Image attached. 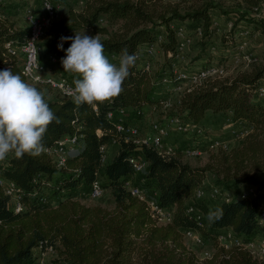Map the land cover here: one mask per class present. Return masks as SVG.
Returning a JSON list of instances; mask_svg holds the SVG:
<instances>
[{"label":"trees","instance_id":"1","mask_svg":"<svg viewBox=\"0 0 264 264\" xmlns=\"http://www.w3.org/2000/svg\"><path fill=\"white\" fill-rule=\"evenodd\" d=\"M160 1L88 0L82 12L68 8L66 15L55 23L58 41L51 43L39 59L43 62L49 54L70 47L71 41L62 42L63 35H59L69 25L106 34L101 39L104 55L108 60L110 55L116 56L118 63L123 48L127 47L130 54L136 53L152 43L157 34H162L158 46L170 53L166 63V70H170L175 61L176 43L170 25L178 27L188 21L193 33L200 32L198 58H203L207 65L211 58L206 47L214 33L208 11L217 5L211 0H194L196 6L177 10ZM234 1L247 11L264 6V0ZM235 13L233 25L244 20L251 31L264 33L262 18ZM9 17L0 7V71L12 68L14 73H19L25 82L44 94L49 107L61 119V123L54 121L48 126L42 140L45 148L71 135H80V147L68 154L60 166L45 152L38 157L26 154L21 159L9 153L0 162V177L13 183L22 205L19 211H14L9 197L0 188V264H33L36 248H50L55 253V264H264V257H253L241 246L223 248L216 242V235L222 229L231 230L243 241L254 237L255 231L264 234L256 220L264 186V97L255 93L257 82L264 78V70L207 83L179 97L177 114L172 116L182 121L203 124L201 121L208 113L221 115L223 119L229 116L248 129L235 144L225 150L216 149L220 155L211 154V162L190 166L181 161L183 148H173L168 156L161 157L150 146L124 140L116 131L113 118L107 117L108 112L115 113L120 108L158 107L160 99L154 94L165 69L151 74L136 61L118 96L98 106L81 105L77 110L73 99L45 85L31 84L22 76L20 59L7 51L5 43L18 46L27 29L15 27ZM102 21L120 23L119 31L108 33ZM233 39L229 33L221 36L222 45L234 46ZM61 43L63 47L58 48ZM75 78L78 77L69 73L70 81ZM109 143H114L116 150L102 164L100 147ZM132 155L141 157L145 163L137 174L128 162ZM98 171L102 175V189L110 192L109 207L80 201L88 195ZM208 173L214 176L212 186L220 189L233 186L238 191L227 201L196 199L194 193L198 188L211 187L203 184ZM128 180L143 194L150 191L149 198L170 211L168 222L158 224L151 218L145 202L127 190ZM245 186H252L254 195L241 197L239 194ZM45 193L49 201L39 202L38 195ZM213 200L217 204L209 206ZM188 206L200 214L199 220L195 214L186 213ZM218 207L223 209L222 219L209 223L207 213ZM186 230H193L202 240L210 241L209 256L200 259L186 246Z\"/></svg>","mask_w":264,"mask_h":264},{"label":"built area","instance_id":"2","mask_svg":"<svg viewBox=\"0 0 264 264\" xmlns=\"http://www.w3.org/2000/svg\"><path fill=\"white\" fill-rule=\"evenodd\" d=\"M3 0H0V5ZM31 2L32 0H27ZM41 1V9L43 11L42 16H38L27 10L24 15L25 23H26V35L23 41L16 47L11 46L10 42L5 43V47L8 52L13 54L15 57L20 59V73L22 76L31 84L36 85H45L59 93V95L73 99L68 94V89L74 87V84L69 79H66L63 76H54L52 74L47 73L48 65H61V60L65 57V53L63 56L58 57L57 53L49 54L43 62L39 59V46L38 41L43 36L45 30L51 25L53 19L56 17V8L51 0H40ZM170 28L173 29L176 43H175V61L171 64L170 70L165 71L159 77V84L161 87L166 90L179 91L181 85L184 82H188L191 86L190 88H186V92L192 89V86H195L200 81V77H204L207 75H215V68L211 67L210 63L207 65H203L204 67L197 66L195 70L196 72H191L193 70L183 68L181 65H178V58H180L183 47L185 45L183 27L174 25H170ZM200 35L199 30L196 32ZM247 31L243 30L241 34H246ZM60 35V34H59ZM162 34H157L152 43L148 44L140 48L135 54L138 56L137 61L144 70L148 71L149 63L147 58H150L158 48V45L162 41ZM213 50V47L210 48ZM66 52V51H65ZM244 55V54H243ZM242 55V56H243ZM166 56H170V53H166ZM244 59H247V56H243ZM109 58H116L113 55H110ZM177 63V64H176ZM193 69V68H192ZM255 93L259 97H264V78L260 79L255 88ZM171 106V100L169 97H164L159 101L158 107L151 106V110L154 109H166ZM144 105L138 108H120L115 113L108 112L107 117L113 118L115 129L118 133H120L124 140H129L135 144H144L150 146L154 149L158 155L161 157L168 156L172 149L169 147H165L163 145V141L165 136L167 135V127H171L172 130L178 133L191 134L193 139L197 138L199 134L202 133L200 125L198 123L191 124L187 121H182L176 116H172L169 118L167 125L162 124L161 122L153 121L150 123L148 129L141 134L139 128L129 122L128 116L139 118L142 114ZM224 126L229 127V133L233 136V138L239 139L243 137L247 133V128L245 126L234 128L232 127V120L229 116L224 118L223 122ZM167 126V127H166ZM227 129V128H226ZM80 139V135H71L65 136L58 140H56L51 146L45 148V153L51 156L55 162L56 166H60L63 163L64 158L73 152L76 149V143ZM228 144L223 139H210L204 145V150H200L198 146L189 145L184 148L182 154L186 157H195L201 153V151H215V149L225 150ZM103 148L100 147L101 152V161L103 160ZM128 162L133 169L134 174H137L142 171L145 166L144 161L139 156H129ZM125 186L129 193L133 196H136L138 199L143 200L147 206V209L150 212V216L154 221L158 224H164L170 219V211L166 208L160 207L155 203V200L149 198H145L143 192L139 189V187L132 185L129 180L125 182ZM0 188L3 193L9 197V202L14 211H19L22 208L21 203L18 200L19 192L14 188L13 183L5 178L0 177ZM102 192L101 183L97 180H93L89 186L88 190V198L94 199L97 198ZM254 188L252 186L243 187L240 192V196H252L254 195ZM202 194V195H201ZM194 197L196 199L202 197H208L211 199H219L223 201H227L229 196L226 193L216 186H211L207 190H203L201 187L198 188ZM38 201L41 203H46L49 201L47 194L38 195ZM186 213L195 214V219H200V214L195 213L192 206H188L186 209ZM257 223L261 230L264 232V210L259 209L256 217ZM191 239L195 245H202V238L193 230H186L184 232V238ZM216 242L219 246L223 248H228L231 246H241L245 248L253 257L262 258L264 257V234L259 235L257 237H252L248 240L243 241L240 237L236 236L229 229H222L216 235ZM36 250V251H35ZM51 249L45 248L44 250L40 248H36L33 250V264H45L44 255L46 251ZM201 256H198L200 259L209 256V252L202 251Z\"/></svg>","mask_w":264,"mask_h":264},{"label":"rangeland","instance_id":"3","mask_svg":"<svg viewBox=\"0 0 264 264\" xmlns=\"http://www.w3.org/2000/svg\"><path fill=\"white\" fill-rule=\"evenodd\" d=\"M56 8V17L53 19L51 25L44 32L43 36L38 41L39 46V56L44 54L48 49V46L55 41H58V38L55 34V23L60 20L67 13V9L71 8L74 11L82 12L85 10V4L88 0H51ZM91 1V0H90ZM214 4L217 5L216 9H210L208 12L210 14V20L212 26L214 27V33L211 36V41L209 45L206 47V51L210 59L211 67H214L216 72L215 75H207L204 77H200V81L197 85L192 86L193 90H197L200 87H203L207 83H212L214 81H220L224 79L233 78L236 75H241L244 73H249L254 70H264V33H261L259 30L251 31V26L246 24L243 21L238 22L236 25H233L234 19L236 17V12H240L241 14H245L249 17H258L264 20V6H259L258 8H253L250 11L242 9L234 0H211ZM161 4H166L168 6H172L177 10H182L184 8H190L191 6H196L198 3L194 0H161ZM6 12L10 14L9 19L14 22L15 27L17 28H25L26 23L24 19L25 12L30 10L34 14L38 16L43 15V11L41 9V1L40 0H32L31 2L27 0H3L1 5ZM226 12V13H223ZM223 13V14H221ZM103 25H106V29L108 33H112L114 31H119V24H105L102 21ZM235 24V23H234ZM173 25V24H171ZM185 45L183 47L180 61H178V65H181L183 68L191 69L196 72L195 68L197 66L204 67V59L198 58L199 48H198V40L199 34L193 33L192 28L189 27L188 21H185L182 25ZM85 30V33L90 36L98 35L100 40L106 38V34H101L97 32H93L91 29H86L82 27H74L70 28L69 25L65 26V29L60 34L62 37L74 36V34H81ZM243 30H246V34H241ZM232 32V33H231ZM229 33V35L234 36L233 42H235L234 46L226 47V45H222L221 36ZM60 37V36H59ZM61 39V38H60ZM213 47V50L210 48ZM66 50H61L57 52V56L61 58L64 55ZM209 52V53H208ZM247 56V59H244V55ZM243 55V56H242ZM116 57V56H115ZM110 62L118 65L117 57L109 58ZM149 63L148 71L152 74H157L158 71L162 69L166 70L167 56L166 53L158 46L156 52L150 57L147 58ZM204 65V66H203ZM56 67H59L56 68ZM193 68V69H192ZM47 73L52 74L54 76H63L66 79H69V73H65L62 65H48ZM167 71V70H166ZM188 82H184L181 85L179 91L166 90L159 85L155 90V96L158 99H162L164 97H169L171 100V106L166 109H154L151 110L150 105H144V109L139 118L128 116L129 122L136 125L139 128L141 134H143L149 127L150 123L153 121L161 122L162 124H166L169 120V117L173 114H177L176 104L181 95L186 93V88H190ZM189 92V91H188ZM54 95L53 91L50 92L49 96L52 97ZM226 117V116H224ZM180 119V118H179ZM181 120V119H180ZM224 119L221 115L211 116L208 113L205 114L204 120L201 121L200 128L202 133L199 134V148L200 150H204V145L208 142V140L213 138H220L227 142L228 146L235 144L237 141L233 138V136L229 133L227 126L223 125ZM238 122V121H236ZM232 121V127L237 128L243 126L241 123H236ZM167 127V126H166ZM227 128V129H226ZM193 137L191 134L178 133L172 130L169 126L167 127V135L163 141V145L165 147H169L171 149L176 147H181L182 152L186 146L190 145V140ZM76 147H80V141L75 145ZM116 146L114 143H109L103 148V160L102 164L107 162L112 154L115 152ZM209 151H201V153L195 157H186L181 156V161L186 162L190 166H201L206 162H211V154H215V156H219L220 152H217L216 149L213 152ZM1 162V161H0ZM96 178L99 182L102 181L101 172L98 171ZM136 179L131 181L134 182ZM214 176L211 173H208L207 176L203 180V184L205 187L212 186L214 183ZM223 193H226L228 196H231L235 192L238 191L236 187H229L226 189L221 188ZM151 193L147 191L144 196L149 199ZM88 196V195H87ZM81 199L80 201L86 205L98 204L104 207H109L111 205V196L108 189H102L101 194L94 199H90L88 197ZM259 209L264 210V186L263 190L259 195ZM209 206H215L217 204V200L210 201ZM184 242L187 247L191 248L196 254L201 256L202 251L211 252V243L210 241H206L203 239L202 245H195L191 239L184 238ZM55 258V253L51 250L46 251L44 255L45 264H55L53 262Z\"/></svg>","mask_w":264,"mask_h":264},{"label":"clouds","instance_id":"4","mask_svg":"<svg viewBox=\"0 0 264 264\" xmlns=\"http://www.w3.org/2000/svg\"><path fill=\"white\" fill-rule=\"evenodd\" d=\"M61 41H71L61 65L64 72L78 77L73 80L74 87L68 89L77 110L81 105L98 106L121 93L138 59L135 53L123 48L117 65L104 55L98 35H87L84 30L81 34L61 37ZM62 47V43L58 45ZM54 121L62 122L40 90L25 82L12 68L0 71V161L9 153L17 159L26 154L40 156L45 151L43 136ZM222 217L223 209L219 207L207 213L209 223Z\"/></svg>","mask_w":264,"mask_h":264},{"label":"crops","instance_id":"5","mask_svg":"<svg viewBox=\"0 0 264 264\" xmlns=\"http://www.w3.org/2000/svg\"><path fill=\"white\" fill-rule=\"evenodd\" d=\"M0 7H1V6H0ZM56 68L59 69V67H56ZM190 144H191V145L198 146V145H199V140H198L197 138H195V139L192 138V139L190 140ZM198 147H199V146H198ZM113 154H114V153H113ZM113 154H112V155H113ZM111 157H112V156H111ZM111 157H110V158H111ZM109 160H110V159H109ZM109 160H108V161H109ZM108 161H107V162H108ZM253 236H254V237L259 236V232H258V231H255V232L253 233ZM35 251H36V250H35ZM197 256H199V255L197 254Z\"/></svg>","mask_w":264,"mask_h":264}]
</instances>
